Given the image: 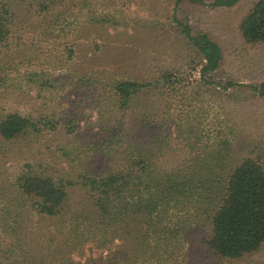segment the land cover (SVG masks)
Wrapping results in <instances>:
<instances>
[{
	"label": "rangeland",
	"instance_id": "rangeland-1",
	"mask_svg": "<svg viewBox=\"0 0 264 264\" xmlns=\"http://www.w3.org/2000/svg\"><path fill=\"white\" fill-rule=\"evenodd\" d=\"M255 1L213 9L176 0H0L9 31L0 43V120L18 113L38 129L0 136V263L264 264V243L237 259L215 256L202 242L209 221L191 210L188 218L173 211L172 220L187 221L170 222L163 242L149 239L147 254L135 252L118 224L89 216L96 193L83 185L120 171L140 143L158 136L173 147L169 167L184 159L173 152L183 144L202 157L227 139L235 159L264 168V97L248 87L264 81V44L246 43L239 32ZM181 24L221 46L217 71L201 74L202 58ZM169 73L175 79L119 109L117 82ZM229 80L237 86L224 90ZM31 173L65 185L59 215L40 214L22 192ZM177 226L183 231L172 233Z\"/></svg>",
	"mask_w": 264,
	"mask_h": 264
},
{
	"label": "trees",
	"instance_id": "trees-1",
	"mask_svg": "<svg viewBox=\"0 0 264 264\" xmlns=\"http://www.w3.org/2000/svg\"><path fill=\"white\" fill-rule=\"evenodd\" d=\"M242 1L176 0V3L226 9ZM7 25V19L0 16V43L9 34ZM181 27L193 51L202 58L201 74L217 71L223 62L221 46L206 33L195 35L189 25L181 24ZM239 32L246 43L264 44V0L254 2L240 22ZM173 79L175 77L169 73L155 82H117L113 89L118 95L119 109H127L134 97L146 88H155L163 81L169 83ZM236 86L229 80L224 90ZM248 87L264 97V81ZM31 131H38L36 123L18 113H9L0 120V136L6 140H15ZM193 148V144H183L173 150L184 159L169 167L167 154L173 147L168 141L158 136L156 140L140 143L139 150L126 157L120 171L84 180L83 185L92 194L96 193L92 209L88 208L89 216L104 225L106 221L107 224H118V229L125 232L128 242L135 252L139 250L138 253L147 254L149 239L156 237L163 242V236L170 233L167 229L170 222L182 225L187 221L171 219L172 212L180 210L184 212L182 218H188L187 213L191 210L209 221L210 235L203 237L202 242L215 256L237 259L258 250L264 243L262 164L251 158L235 159L227 139L220 142L214 154L207 146L206 154L201 157ZM20 188L39 213L50 218L59 215L68 200L65 185L48 176L28 174L21 179ZM185 225L191 231H198L191 224ZM173 229L172 233L176 234L183 231L178 226ZM131 231H134V237L130 235Z\"/></svg>",
	"mask_w": 264,
	"mask_h": 264
}]
</instances>
